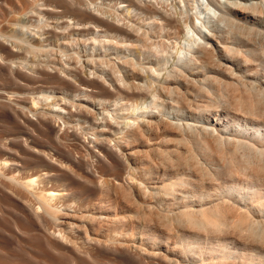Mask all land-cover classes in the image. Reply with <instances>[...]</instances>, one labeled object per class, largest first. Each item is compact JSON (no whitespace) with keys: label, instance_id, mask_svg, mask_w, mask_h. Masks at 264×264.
Returning a JSON list of instances; mask_svg holds the SVG:
<instances>
[{"label":"rangeland","instance_id":"1","mask_svg":"<svg viewBox=\"0 0 264 264\" xmlns=\"http://www.w3.org/2000/svg\"><path fill=\"white\" fill-rule=\"evenodd\" d=\"M6 1L3 2V0H0V9H2L3 11L5 10V15H6V16H2L4 18L0 17V27H1L0 29L3 30V33L6 32L5 35L7 33L8 34L10 33L9 35H13V36L16 35L15 38L19 40H24V41H20V43H22L23 45L25 41H27V39H29L30 37L33 39L42 38L43 36L40 37V35H37L35 33L36 28L38 26H42L43 24H45V22H48L50 20V19L47 20L46 16L53 17L57 15L55 12L56 10H53L52 12L51 6H48L50 5L48 3L51 2H48L47 0H37V1L35 0V5L33 0L32 1L8 0L7 3ZM93 1L94 4L92 3V5H88V7H90L89 11H91L93 15H96L97 17L101 15L100 17L111 22L115 20V16H114L115 11L113 10L114 8L112 7L113 6L112 1H108V0H93ZM140 1H141L140 3H144L145 1H150V0H140ZM160 1L161 0H154V1L151 0L150 2L153 5H155L156 8L161 7L160 8L161 10L164 11L166 10L165 12L167 13L171 11L172 13L179 11L177 13H181V17L187 19V20L184 19L185 21L184 24L187 26L181 28L180 30L181 32L177 37L178 39L174 38L173 35H171L172 38L170 37V39L167 40L168 43L164 39L165 43L163 46L165 47H161L158 50V52L160 51L158 55L161 54L160 55L161 57L159 56V59L161 60L159 62L161 66L160 67L161 69L159 71L160 73L158 72L160 75L159 78L162 77V75H167V74L170 76L174 72L175 73L173 75H177V76L179 75V78L183 80H185L184 78H186V76L188 78H194V75H191L189 73H196L201 70L199 69L194 70L191 68L192 70L183 71V69L181 68L182 70L179 71L178 69L180 68V66H183L182 64L186 61L184 54L185 53L187 54V52H189L188 49L190 50V48L194 47L195 41L198 42L199 40L200 42L203 40L200 39L201 33L206 34L207 33L206 29L209 30L210 27L214 28L216 25H218L217 23L215 24L214 22L215 16L213 17L212 14L213 11L215 13L217 10L214 7L212 8V6L208 4L207 0H179L180 1L179 3L178 0H165V1L162 0L161 3L163 4H161ZM221 1L223 2L224 0H218V2ZM93 5H95L96 7ZM115 5L119 7V10L123 8L122 7L123 4H115ZM115 5L114 7H116ZM106 6H110V7L105 8ZM33 7L35 9H33ZM118 7L116 8L118 9ZM183 11L186 12L187 14L186 17L184 16L185 12ZM43 15L44 17H42ZM125 17L129 18L128 15L126 14ZM130 18H132L130 19L132 21L135 20L137 21V19L140 17H136L134 16V14L132 15L131 13ZM192 23L195 26L194 29L191 26ZM49 24L52 25L54 24V22ZM33 25H35L36 28ZM257 26L262 30L264 29L263 27L264 25L262 24H258ZM27 28L29 31H27ZM141 28L145 29L144 31H146L145 26ZM31 31H33L34 35ZM3 37L4 38L0 36V174H1L0 175V264H180V263L182 264L183 257L184 259L185 258L187 259L186 260L187 264H218L215 258L211 256L204 255L201 261L199 257L193 256L189 252L186 255L185 253H183V251L187 248L186 246L190 247L189 245L196 241L205 243V245L208 246L227 245L231 249L233 255H231L230 257H224L222 261L219 262V264H247L250 261L253 262L250 264H264V238L251 236L246 231L247 226H245L243 230H240L239 228L241 224H245V219H244L245 216H243V214H246L247 217L251 218L254 222H256L259 225H260L259 222H264V217L261 216L260 213L256 209H254L250 204L239 202L238 206L242 208L239 211L234 210L232 208H224L220 210V212H209L210 214L213 213L218 215V217H220L222 225L217 231H213L208 228L203 229L198 225H191V224L189 225L188 222L189 221L188 219L190 218L189 213H191L189 210L190 208H194L195 210H203V211L208 210L209 209L208 207L219 202L220 197L223 196V195H218L217 193V191H219L217 189L218 186L224 184H230L233 180H236V182H241L243 184H254L264 193L263 165L253 168L247 164L244 167L245 169L243 168L242 170L241 166H243L245 162L243 161L242 156L244 155V152L242 151L241 153H238L236 155H227L226 159L220 160L218 159V156L215 152L211 153L210 158L206 156L204 157V155H202L203 152H201V150H198L199 147L197 146H200L199 144L193 143L192 145L189 144L190 146H188L187 141L186 143L184 141V138L185 139L190 138L188 137L189 136L188 127L194 128V126H196L197 124L200 125L201 123H197L195 122L194 119L189 118V113L186 110L185 106L184 108L177 107L178 105L173 104L174 101L170 103V99L166 98L164 94L157 93L158 92L156 86L157 82L155 83V85H153L154 90L151 88L147 91L145 99L140 98L141 97L139 95L140 93L137 90L136 91L138 92V95L137 92L134 93L135 90H133L132 92L130 91V93H133L130 95L131 96L133 95L132 97L133 99L136 100V103L139 105L141 103H143V105L145 104V106L147 105L146 109L139 108L141 105L135 109V102H134V106L132 108L123 111L117 110L118 112L116 111L117 112L116 113L115 111H113L115 107L111 106L114 97H116L115 96L116 93L114 94L113 90L111 91L112 88L108 87L109 85L107 83L102 84L99 82H95L94 84L96 86V87L94 86L95 88L79 87V89L80 90L82 89L81 91H84L85 94L88 95V97L83 98L82 96L83 94H78L76 98L75 97L73 98V100L70 99L72 100V102L74 101V103L80 102V100L79 101L77 100L78 97L81 99L82 98L85 99L83 100L84 101L83 104L93 112L95 111L91 115L94 118L87 116V113L82 112L81 109L75 107L70 108L71 105L66 103L68 102L69 99L65 101V98H63V95L60 93V91H58V88L59 89L68 88L72 90L75 89L76 91L77 86L79 85L76 81H74V79L65 78L66 80H63L62 77L60 76L59 78L58 75L55 72H53V70H50V72L49 71L47 72L45 71L43 73L41 72L40 74L39 72L38 73L32 72L33 74H31V71L29 72V70H27L28 68L24 69L18 67L19 68L18 69L16 68L15 64L13 65L10 64L9 66V62H8L9 60L14 59L13 53L16 55L25 54L26 56V57L24 56L25 59L27 61L31 60V62H33L34 60L35 62H37L38 59L41 58L42 60L45 59L47 56H49L48 58H52L51 56L53 57L56 56V58L60 59L61 56L58 53H56L57 51L56 49H54L55 47H50L49 51L51 49H54L55 50V51L53 50L54 53L58 54L59 56L56 54H52L53 51H50L48 55L46 54V56L45 53L44 55L43 53L42 54L37 53V56L33 54L31 55V53H29L28 55L25 52L24 53L23 52L21 53L20 51L18 52L17 51L18 49L13 47L12 39L8 41L9 38H7L6 36ZM255 38L257 40L256 42L259 45L260 44L264 45V37L255 36ZM174 39H176L177 42ZM19 40H17V42H19ZM90 41L91 40L86 41L85 44L80 48L82 51V55H84L83 53H85L83 48L84 46L86 52H91L89 48L91 49L93 44H91ZM173 42L174 43L176 42V44H174ZM208 42H209L208 44L209 47L213 48L215 52H219V47L215 44L213 40H209ZM166 45L167 48L169 47L168 49L166 48ZM261 61L263 65L264 56ZM31 62H29V65L28 64L26 65L30 66ZM226 64L229 68L233 69L235 72H238V75H240L242 78L243 77L258 78V85L264 86V68L262 69L259 68L260 67L259 59L256 62H254L252 66H248V64L244 63L240 58H234L233 62H227ZM168 67L171 69H169ZM9 68H11V70ZM166 71H168V73ZM177 72L180 74H178ZM37 74L43 77H45L46 75L45 77L47 79V80L45 79L46 82L45 80L41 81L40 79H38ZM52 74L57 77V80L59 78L62 82L59 80L56 81V78H53L54 76ZM78 74L79 76L81 75V77L84 76L83 73H82L83 75L80 73ZM138 81L139 80H137V82ZM137 82H135V84ZM70 86H72V88ZM190 89H192V87ZM221 90H222V98H220V100L216 102L213 101L211 104V109H213L215 106L216 107L214 109H217L219 111L222 109L223 110L231 109L227 106L231 105V103H234L238 98L244 97L246 99L248 95L244 91V89L241 88L237 89L236 87L234 88V86L231 87L227 86V88L223 87ZM151 91L155 93L152 94L153 92L151 93ZM180 91L181 89L178 92L176 91V93L180 94L181 93ZM76 93H78V91H76ZM39 95H41V97ZM42 96L45 98H43ZM156 97H159L160 99ZM186 97L188 96L186 95ZM157 99H159V101ZM161 99H163V101ZM193 101L191 102L188 101V103L190 104L188 106L190 109L191 107L194 106L192 110L195 109L196 111L197 110L196 106L198 107L202 103L200 104L199 101L197 100L195 101L196 104H194ZM69 102L71 103V101ZM63 103H66L64 108L67 111L65 109H60V107L63 106ZM197 103H199V105ZM157 104L159 105V107H157L158 106ZM225 104L227 105L224 106ZM254 104L258 108L260 119H264V103H258L255 101ZM102 105H106L103 111L101 110ZM19 106L29 108L30 112H33L30 113L28 111H25L29 119L25 118L24 116H21V118L19 117L20 116ZM259 108H261V112ZM143 111H147V112H143ZM68 112H70V115L71 113L72 115L74 114V116H71L72 118L71 117L68 118L69 117ZM148 112H151L158 117V119H156V123L153 126L152 131L146 134L144 133V136L142 134V137L139 136L140 138L137 137V139L133 143H125L126 151L115 153L116 156L118 155V158H116L117 162L119 163L123 162L122 156L126 157L127 155L125 156V154H127L128 152L131 153L133 152L132 155L134 154V156L131 157H133L135 160H131V164L132 166L136 165L138 170L137 174L140 173L138 174V176L136 175L135 178L137 181L134 180V183L137 182L136 184L139 185L140 182L145 180L143 181V184H145L146 187H148V189H150L151 191H155L154 187H161L164 184H169V183H177L178 180L183 177L185 178L188 177V179H190L189 177L190 175L195 176V174H197L199 180L197 179V177H194L197 179L196 181H193L195 179L193 180L190 179L191 184L189 183L186 190L184 191L180 190L181 192L189 193L190 195H192V197L188 196V200L186 201L187 206H185V204L181 202V199L178 198L180 196V193L176 195H168V196H164L161 195L162 193L161 194L158 193L157 196L146 195L147 196L146 197L145 191L144 192L142 191L143 187L141 188L142 189L141 190L139 186L138 187L136 186V184L135 186L134 184L132 185L131 184L132 179L130 178L128 179V177L130 176H128L127 174L126 175L128 177L127 176L125 177V174H123L122 175L123 177L120 176L119 178H117L119 179V180L116 179L118 183L121 182L122 187L124 185L123 189H125V192L124 190L122 192L119 190L117 195H116L117 191L115 193L116 198L118 199L116 205V213L118 214L119 217H123V218L127 217L126 220L129 218L128 220L130 221L127 222L126 225H123L122 227L119 226L115 228L117 231L115 235L118 238V241L114 242L110 240L112 242L111 243L109 239L106 237L107 236L105 234L107 232L106 228H104V226L98 227V225L92 223L89 218L85 217V215H87L88 212L91 214L92 213L97 214L100 213L101 211L100 212H95L91 210L83 211L82 208H79V206H77L78 203L85 201L84 196L92 197L91 195H93L94 193L95 194L98 193L97 192L98 189L96 191L95 189L96 187H93V189L95 190L94 191L92 190L93 185H90L91 184L90 182L95 181L96 179L94 178H97V176L95 177V175H93L94 176L93 178V176L88 172L85 173V170L89 168L90 169L94 168L96 171L94 170L93 171L97 172L98 166L95 167V165H97L96 164L97 160L101 162L104 161L103 163L105 164L107 163L103 153H99L98 149H95L93 147L95 144L88 143L90 140H93L95 137L99 138L103 135V134L101 135L100 132H98L99 130L98 128L92 130L91 128L95 127L94 123L96 122H97L96 125H101L103 123L101 121L103 119L101 118L106 116V119L113 118L110 120V122L112 121L114 122V120L119 122L122 121V124L120 123L119 126L117 125V129L119 127V129H121L122 131L127 130L129 126L131 127L136 126L134 123H133L134 125L132 124L134 119H135L134 122L138 124L140 123L139 120L141 119L143 120L144 118H147L141 116L143 113L146 114ZM43 113L46 115L47 118H45V115H43V117L46 120L49 119L48 123L46 122L45 126H43L42 124L40 125V121H42L40 119V116ZM54 113L55 114L59 113V115L62 114L63 115L62 120L53 116ZM218 113L220 112L210 113L208 115L209 120L216 119V115ZM33 114H37V115L35 116ZM119 114L124 118H118ZM82 115H85L86 119H83ZM197 115L198 113L196 111L194 116ZM123 119L125 121H123ZM160 119L166 120V122L168 121V123L170 122L168 125V129H170L171 132L163 131L161 125L159 124ZM64 120H66V123L63 122ZM107 122H109V120H107ZM113 122L110 124L113 125ZM119 122H117V124H119ZM78 123L81 124V126ZM210 124L214 126L213 125L214 122H210ZM124 125L128 127L126 128ZM159 126L161 129L157 131V127ZM108 128L112 130L114 129L111 126H108ZM221 128L222 127H215V130L220 132L222 137L229 136L228 133L223 132ZM72 135L74 136L77 135V136L72 138L70 137ZM119 135L121 134L114 135V138L107 135L108 140H106V142L108 146L110 145L109 146L110 148L114 146V143L116 142L114 140L115 139L118 140L121 137ZM194 135L196 136L197 139H199V137L203 138V136L200 135L199 133L196 134L194 133ZM105 136L106 134L103 135L102 137L104 138ZM111 138L112 140H110ZM212 146L214 147L215 145ZM188 147L191 148L193 152L195 151L194 152L195 160L197 159L196 160L197 162L195 160L193 161L191 159L190 160L186 159L189 154L187 155L185 149H187ZM58 149L62 153L63 152L65 153L67 151L65 155L72 158V160L80 161V164L82 166L81 168L83 169H81L80 166L78 167L76 165L77 163L76 164L73 163L75 164L73 165L74 167L72 165L69 166L67 160L65 161L66 158H63V160L62 158L60 159V157H58L59 156ZM177 150L184 152V154L186 153L185 155H183L184 159H181L180 157L177 158L175 155H172L173 159L171 160V164H168L165 161L164 164L166 166L169 165L173 166L171 169H170L171 166L168 167L169 169H165V174H166L165 177L156 179L155 176L151 174L148 175L149 177L147 178L150 179L148 180L141 175L142 170L148 169L150 164L149 161H151L152 163L153 162L159 163L161 162V153L173 154ZM120 156L122 157L121 159L119 158ZM118 159L122 161H119ZM44 161L49 162V164H51L50 166L51 169H49L51 172L50 174L52 175V177L54 176L53 178L56 177V179L54 180H56L57 183L59 182L58 184L62 185L64 183L63 185L65 187H68L69 185L70 189L71 186L72 189L74 188V192L78 191L77 192L78 194H75L76 196H74L73 198L74 202L70 204L72 209L74 210H69L70 213L73 214L74 216L73 217L74 219L73 218L71 219L72 220L71 222H73L75 226V228L73 229H71V227H69L68 225L62 226L60 224L57 225L56 224L57 222H52L51 220H49L48 217H44L45 215H42L41 209L36 211L40 213V215H42L39 218L43 220H39L37 216H35L36 218L33 217L34 213L32 212L33 215H31V206L34 203H36L33 202V200H35V197L37 198V196L34 197L32 194L33 193L37 194L38 192L36 191L38 190L35 191V189L33 190L32 188H24L21 185H19V183L17 184L11 179L13 176H14L13 178L22 177V173H19L20 172L19 170L22 169H20L19 167L17 169L16 166L17 164L19 166L23 164L24 169L22 170V172L23 171L25 172L37 168V165L39 166L43 165ZM135 161L137 163H135ZM194 162L197 163L196 165H198L199 163L198 165L199 167L197 166L199 170L196 169L197 173L193 171L195 170L194 168L197 167L189 168L190 165L192 166L194 165ZM76 166L78 168H75ZM202 168L203 171H201ZM78 169L82 171H79ZM213 169H215L216 171H214ZM258 172H262L260 173V176L262 174L261 176L262 179L259 180L254 179L257 178L255 176H259ZM81 175L87 176L84 178L85 179L87 178L88 182L85 181V179ZM88 177H90V180L92 181H89ZM139 177L141 178V180ZM44 182L46 183L47 180H45ZM127 183L131 184L129 188ZM42 184L43 183H41L40 180V185H38V187L34 185L33 188L42 187ZM85 184L86 187L84 186L83 188L82 185ZM85 188H87L86 189L87 192ZM12 190L15 195L16 194L18 195L19 193V196L16 195L18 198H20L22 194L24 195V197L22 196L20 199H18L16 196H14ZM15 190H17L18 193H16L17 191ZM32 190L35 192H33ZM139 191L140 194L138 193ZM123 192L124 193L127 192V193L124 194ZM81 193H83V195ZM142 193L144 194V197H142L143 196ZM49 194H54L58 196L56 192ZM122 194H124V196ZM193 194L196 196H194ZM207 194H210V197L208 198V200H204L205 198L202 197L201 195L206 196ZM198 195H200L202 199H199ZM21 199L25 201L29 199L27 201L28 204L27 202H24ZM30 200L33 203L29 202ZM54 200L55 198H53V201ZM230 200L234 201L233 198ZM139 201L143 207L141 206L140 203H138ZM61 202L65 203L66 201H61ZM66 203L68 204V201ZM26 205L30 206L29 209ZM148 205L152 207L156 206L155 208L153 207L155 211L150 210L148 208ZM200 205L201 207H199ZM244 211L247 212L243 213ZM194 216H197L195 217V219L199 222L200 221V219L198 218L199 216L197 214ZM37 219L39 220V222ZM44 221L47 222V224ZM41 224L43 225V229L42 226L40 227ZM58 229H63L62 233H60ZM86 230H89V236H90L89 238L93 240L91 241L86 240L84 236L85 235L84 232ZM259 231L260 230L257 229L256 233H258ZM66 235L67 237H71V238L73 237L71 239L72 242L65 238ZM139 246L141 249H144V251H138L136 248Z\"/></svg>","mask_w":264,"mask_h":264},{"label":"bare ground","instance_id":"2","mask_svg":"<svg viewBox=\"0 0 264 264\" xmlns=\"http://www.w3.org/2000/svg\"><path fill=\"white\" fill-rule=\"evenodd\" d=\"M5 1L6 0H3V2H5ZM7 1H6V3H7ZM47 1L51 2V3H48V4H50L48 6H51L52 12H53V10H56L55 12L57 15H55L53 17L46 16L47 20L50 19L49 20L50 22L49 21L45 22V24H43L42 26H38L36 28L35 25H33L36 28L35 33L37 35H40V37L43 36L42 38H40V39L34 38L33 39L30 37L29 39H27V41H25V43L23 45L22 43H20V41H24V40H19V39L15 38L16 35L15 36L9 35L10 33L9 34L7 33L8 35L7 34L5 35L6 32L3 33L2 29H0V36H2V38H4L3 36H6L7 38H9L8 41L10 39H12L13 47L17 48L18 52L19 51L21 53L25 52L28 55H29V53H31V55L33 54L36 56H37V53H39V54L43 53V55L45 53V56H46V54L48 55L50 51H53L54 49H56V51H57L56 53H58L61 56V58L60 59L56 58V56L54 55L55 57L51 56L52 58H48L49 56H47L46 58L44 57L45 59H42V60H41V58L38 59L40 61L37 60V62H35V60H34L33 62H31V60L27 61L25 59V57H26L25 54L24 55H22V54L16 55L13 53L14 59L13 60L8 59L9 60L8 61L9 66H10V64L11 65L15 64L16 68H18V67L24 68V69L28 68L27 70H29V72L31 71V74L38 73V72L40 74L41 72L42 73L45 71L50 72V70H53V72H55L59 78L61 76L63 80H66L65 78L74 79V81H76L79 85V86H77V84H76V86H77L76 91H78V93H76L75 89L72 90V89H68V88H60V89L58 88V91H60V93L63 95V98H65V101L69 99L68 102H66V103L71 105L70 108L75 107V108L81 109L82 112H86L87 116L92 117V118H94V117L91 115L95 111L93 112L92 110H90L86 106H84L83 100H85V99H83V98L88 97V95H86L84 91H81L82 89L80 90L79 87H84V88H90L91 87V88H93L95 86L94 85L95 82H99L102 84L107 83L109 85L108 87L112 88L111 91L113 90V93L114 94L116 93L115 94L116 97H114L113 103L111 105V106L115 107L113 111L116 112L117 110L123 111V110H128V109L132 108L134 106V102H135V109L138 108V106H140V105L141 106L139 108L146 109L147 105L145 106V104L143 105V103H141L139 105L136 103V100L133 99V97H132L133 95L132 96L130 95V94H133V93H130V91L132 92L133 90H135L134 93L138 91L140 93L139 95L141 96L140 98L145 99L147 91L151 88L154 90L153 85H155V83L157 82L156 83L157 90H158V92L156 91L157 93L164 94L166 98L170 99V103H172L174 101L173 104L178 105L177 107H183L184 108V106H185L186 110L189 113V118L194 119L195 122H197V123H201L200 125L197 124L196 126H194V128L188 127V129H189V131H188L189 136L188 137H190V138H187V139L184 138V141H185V143L187 141L188 146H190L189 144L192 145L193 143L199 144L200 146H197V147H199L198 150H201V152H203V154L202 153L201 154L204 155V157L206 156V157L210 158L211 153L215 152L218 156V159H220V160L226 159L227 155H236L238 153H241V151H242V152H244V155L242 156L243 161H245L243 166H241L242 170L245 167V165H247V164L253 168H256V167L261 166V165L264 166V119H260V114H259L258 108L254 104L255 101L258 103H264V86L258 85V78H246V77L242 78L240 75H238V72H235L233 69L229 68L226 64L227 62H233L234 58H240L244 63H247L248 66H252L253 63L259 59V66H260L259 68H261V69L264 68V63L262 65V61H261L263 59V56H264V45L263 44L259 45L256 42L257 40L255 38V36L264 37V29L262 30L257 26L258 24L264 25V0H240V1L224 0L223 2L222 1L218 2V0H207L208 4H210L212 6V8L214 7L218 11V12L216 11L217 13L216 12L214 13V11L212 12L213 17L215 16L214 22H215V24L217 23L218 25H216L214 28L210 27L211 29L209 28V30L206 29L207 30L206 34L201 33L200 39H203V40L200 42H199V40H198V42L195 41V45L193 43L194 47L191 46L193 48H190V50L188 49L189 52H187V54L186 53L184 54L186 61L182 64L183 66H180V68L178 69L179 71L182 69H183V71L192 70V69L201 70V71L196 72V73H189L188 72L189 74L194 75V78H188L186 76V78H184L185 80L179 78V75L178 76L173 75L175 72L173 74L171 73L172 75H170V76L167 74V75H162V77L159 78V76H160L159 71L161 69L160 68L161 66L159 64V62L161 60L159 59V56L161 54L158 55V53H160V51L158 52V50L161 47H165L163 45H164L165 41L170 39L171 35H173L174 38H177L181 32L180 31L181 28L187 26L184 24L185 18L181 17V13H177L179 11L174 12V13H172V11H171V12L167 13V12H165L166 10L165 11L161 10L160 9L161 7L156 8V6L150 2L151 0L145 1L144 3H140L141 2L140 0H108V1L113 2L112 7L114 8L113 10L115 11V14H114L115 20L114 21L112 20L113 22H111V21H108V20L100 17L101 16L100 14H99L100 16L97 17L96 15H93V13L91 11H89L90 7H88V5H92V3L94 4L93 0H47ZM161 1H160V3H161ZM33 2L35 5V0H33ZM179 2L180 1L178 0V3ZM39 3H40V1H39ZM115 4H123V6H122L123 8L119 10V7ZM161 4H163V3H161ZM114 5L116 7H118V9L116 7H114ZM93 6H95V5H93ZM44 7H46V6H44ZM108 7H110V6H106L105 8H108ZM33 9H35V8L33 7ZM42 9H43V7H42ZM51 10H50V12H51ZM102 10H103V8H102ZM96 11H98V10H96ZM183 12H185V11H183ZM105 13H107V12H105ZM131 13H132V15L134 14V16H136V17H140V18H138L139 20L138 19H137V21L135 20L136 23H135V21L130 20V19H132V18H130ZM125 14L128 15L129 18L125 17ZM2 16H6L5 10L3 11L2 9H0V17H2ZM184 16L185 17L187 16L186 12H185ZM42 17H44V15ZM2 18H4V17H2ZM185 20H187V19H185ZM45 21H46V19H45ZM53 22H54V24H52V25L49 24V23H53ZM141 25L146 27V31H144L145 29L141 28V27H143ZM191 26L193 27V29L195 28L193 23L191 24ZM28 28H27V31H29ZM31 32L33 33V31H31ZM33 35H34V33H33ZM164 39H165V41H164ZM17 40H19V42H17ZM89 40H91L90 43L93 44L91 49L89 48V50L91 52H86L85 46H84L83 48H84L85 53H83L84 55H82V51L80 48L85 44L86 41H89ZM174 40L176 41V39H174ZM209 40H213L215 42V44L219 47V52H215L213 48L208 46ZM176 42L175 43L173 42V43L176 44ZM167 43H168V41H167ZM50 47H55V48L51 49L49 51ZM166 48H167V45H166ZM182 50H184V49H182ZM54 51L52 52V54H56V53H54ZM58 54H56V55H58ZM180 55H181V53H180ZM29 62H31L30 66H28ZM26 64H28V65H26ZM9 69L11 70V68H9ZM169 69H171V68H169ZM173 69H175V68H173ZM161 72H164V71H161ZM166 72L168 73V71H166ZM251 72H253V71H251ZM78 73H80V74L83 73L84 76L81 77V75L79 76ZM39 74H37L38 79H40L41 81L46 79L45 78L46 75H45V77H43V76H39ZM178 74H180V73H178ZM29 75H30V73H29ZM47 77H48V74H47ZM53 78H56V81H58V80L61 81L59 78L57 80L56 76H54ZM158 78H159V80H158ZM46 80H45V82H46ZM137 80H139V81L137 82ZM135 82H137V83L135 84ZM102 84H100V85H102ZM227 86H229V87L234 86V88L236 87L237 89L238 88L244 89V91L248 94L247 98L246 99L244 97L238 98L234 103H231V105L227 106L231 109H224V110L222 109L219 111L217 109H214L216 106L213 109H211L212 102L213 101L216 102V101L220 100V98H222V90L221 89L223 87L227 88ZM70 87L72 88V86H70ZM191 87H192V89H190ZM178 89L179 90L181 89L180 94L176 93V91L177 92L179 91ZM40 92H42V91H40ZM138 92H137V95H138ZM152 92L153 91H151V93ZM154 93L155 92H153L152 94H154ZM78 94H83L82 95L83 98L82 99L79 97L77 98L78 101L80 100L79 103H74V101L72 102L73 98L74 97L76 98V96ZM186 95L188 97H186ZM39 96L41 97V95H39ZM47 96H49V95H47ZM156 96H157V94H156ZM160 97H162V96H160ZM189 97H191V98H189ZM43 98H45V97H43ZM156 98H159V97H156ZM70 99H72V100H70ZM159 99H157V100L159 101ZM189 99H191V100H189ZM33 100H35V99H33ZM161 100L163 101V99H161ZM193 100H195V101L198 100L200 104L202 103L200 106H198V107L196 106V109H197L196 111L198 113L197 116H194V114L196 113L195 109L192 110V108H194V106L191 107L192 106L191 105L190 106L191 109L188 106V105H190L188 103V101L191 102ZM69 101H71V103ZM162 101H160V102H162ZM195 101H193L194 104H196ZM66 103H63V106L60 107V109H65L64 107H65ZM199 103H197V104L199 105ZM221 103H224V102H221ZM227 104H225L224 106H226ZM105 107H106V105H102L101 110L103 111ZM157 107H159V105ZM19 108H20V110H19L20 116L19 117L21 118V116H24L25 118H28V115H26L25 111L30 112L29 108H26L23 106L22 107L19 106ZM259 110L261 112V108H259ZM143 112H147V111H143ZM217 112H220V113H218L216 115V119L209 120L208 115L210 113H217ZM30 113H33V112H30ZM68 113H69V117L67 114L68 118H70L71 116H74V114L72 115V113H71V115H70V112H68ZM79 113H80V111H79ZM86 113H85V115H86ZM120 114H123V113H120ZM120 114L118 115V118H124ZM33 115L36 116L37 114H33ZM43 115H45V114L43 113L41 115L42 117L40 116V119L42 120V121H40V125L42 124L43 126H45L46 122L48 123L49 119L46 120L45 119V118H47L46 115H45V118L43 117ZM61 115H59V113L53 114V116L62 120L63 115L62 116ZM85 115H82L83 119H86ZM107 115H108V112H107ZM108 117H110V116H108ZM141 117H147V118H144L143 120L138 119L140 121V123H138V124L134 122L135 121V119H134L132 124L134 123L136 126L135 127H131V126L128 127V126L124 125L126 128L127 127L128 128H127V130H123V131L121 129H119V127L117 129V125L119 126L120 123L122 124V121L119 122V121L114 120V122L112 121L113 122V125H112V124H110V123H112V122H110V120L113 118L106 119V116L101 118V119H103V120H101L103 122L101 125H96L97 124V122H96L97 120H96L95 121L96 123H94L95 127L91 128V130L98 128L99 129L98 132H100L101 135L106 134V136L104 138L102 137L103 135L99 138L95 137L93 140H90L88 143L95 144L93 147L95 149H98L99 153H103L104 158L106 159L107 163L105 164V163H103L104 161L101 162V161L96 159L97 165H95V167L98 166L97 172H94V171H96L94 168L86 169L87 171L85 170V173L88 172L92 176L93 175H95V177L97 176V178H94V176H93V178L96 179L95 181L90 180L91 176L88 177L89 178L88 180L92 181V182H90L91 183L90 185H93L92 190H94L93 187H96L95 189H96V191L98 189V191H97L98 193L97 194L94 193L93 194L94 196L91 195L92 197L84 196L85 201H82L80 199L82 202L78 203L77 206H79V208H82L83 211H87V210H91V211H95V212L101 211L100 213H97V214H94V213L91 214L88 212V214L85 215V217L89 218L90 221L92 223H95L96 225H98V227L104 226V228H106V231H107L105 234L107 235L106 237L109 239V241L110 240L114 241V242L118 241V238L115 235V233H117L115 228H117L119 226L122 227L123 225H126V223L130 221V220H128L129 218L126 220L127 217L126 218L119 217L118 214L116 213V205H117V200H118L116 198V195L118 194L119 190L121 192L124 190V192H125V189H123L124 185L122 187L121 182L118 183L117 180H119V179H117V178H119L123 174H125V177L128 175V176H130V177L127 176L128 179L129 178L132 179L131 184L132 185L134 184V186H135V184L137 183V182L134 183V180H136L135 177H136V175L138 176V174H140V173L137 174L138 170H137L136 165L132 166V164H131V160H135L133 157H131V156H134V154L132 155L133 152L132 153L128 152L127 154H125V156L127 155L126 157L122 156L123 158L120 156L119 158L123 159V162H121V163L117 162L116 158H118V155L116 156L115 153L126 151L125 143H133L137 139V137L140 138L139 136L142 137V134L144 136V133L146 134V133H149L150 131H152L153 126L156 123V119H158V117L151 112H148L146 114L143 113ZM56 118H54V119H56ZM66 120H69V119H66ZM66 120H64L63 122L66 123ZM107 120H109L110 123L107 122ZM119 120H121V119H119ZM123 121H125V120L123 119ZM159 121H160L159 124L161 125V128L163 129V131H170L171 132V130L168 129V125L170 122L168 123V121L166 122V120H163V119H160ZM55 122H56V120H55ZM117 122H119V124H117ZM210 122H214L213 125L215 127H222L221 128L222 131L225 133H228L229 136H225V137L223 136L222 137L220 132L216 131L215 127L212 126L210 124ZM126 123H127V121H126ZM103 124H105V125H103ZM79 125L81 126V124H79ZM108 126H111L114 129L112 130V129L108 128ZM70 127H72V126H70ZM161 128H160V126L157 127V131ZM194 133L195 134L199 133L200 135L203 136V138L199 137V139H197L196 136L194 135ZM117 134H121V135H119L121 137L118 140L115 139L114 141H116V142L114 143V146H112L110 148L109 147L110 145L108 146V144L106 142V140H108L107 135L114 138V135H117ZM74 135H72L70 137L73 138V137L77 136V135L76 136H74ZM222 135H225V134H222ZM78 137H80V136H78ZM112 138L110 140H112ZM79 139H81V138H79ZM129 145H127V146H129ZM212 145H215V146L213 147ZM58 151H59V149H58ZM185 152L187 153V155L189 154L188 155L189 157L187 156L186 159H189V160L191 159L193 161L195 160V154H194L195 151L193 152L191 150V148L188 147L187 149H185ZM63 153L61 151H59L58 152L59 156L58 155L57 156L60 157V159L62 158V160H63V158H66L65 161L67 160V163L69 164V166L70 165L73 166L77 163L76 165L78 167L79 166H80V168L82 167L80 164V161H76V160L74 161V160H72V158H70L69 156H66L65 153L64 154ZM185 154H184V152L179 151V150L175 151L173 154L161 153V162H159V163L153 162L152 163L151 161H149L150 164H149V167L147 166L148 169L142 170L141 175L143 177H145V179H148L147 178V177H149L148 175H151V174L153 176H155L156 179H160L161 177L163 178L166 176L165 169H169L168 168L169 166H171L170 169L173 167L172 165L166 166L164 164L165 161L168 164H171V160L173 159L172 155H175L177 158L180 157L181 159H184L183 155H185ZM122 155H124V154H122ZM182 156H183V158H182ZM120 159H118V160L122 161ZM40 160H43V159H40ZM132 162H134V161H132ZM196 162H194L193 166L190 165L189 168L197 167L199 165V163H198V165H196L197 164ZM73 163H75V164H73ZM135 163H137V162L135 161ZM16 166H17V169H18V167L22 170L24 169L23 164L21 166H19L17 164ZM50 166H51V164H49V162L44 161L43 165H41V166L37 165V168H35L31 171H25V172L23 171L22 172V170H19L20 172L19 171L18 172L22 173V177H19V176H18L19 178H13L14 176L13 177L10 176V177H12L11 178L12 181L16 182L17 184L19 183V185H21L24 188H32L33 190L35 189V191L38 190V191H36L39 193V194L37 193L38 195L34 194V193L32 194L34 197L37 196V198L35 197L36 201L33 200V202H36V203H34L31 206V215H33V213H34L33 217L37 216V218L39 220H43V219H40L39 217H41L42 215H45L44 217H48L49 220H51L52 222H57L56 223L57 225H59V224L62 226L68 225L69 227H71V229H73V228H75V226H74L73 222H71L72 221L71 219L74 216H73V214L70 213L69 210H74V209H72L70 204L74 202L73 198H74V196H76L75 194H78L77 193L78 191L74 192V188L72 189V186H71V189H72L71 190L69 185H68V187H65L63 185L64 183L63 184L61 183L62 185L58 184L59 182L57 183V181L54 180V179H56V177L53 178L54 176L52 177V175L50 174L51 173L49 170V169H51ZM77 166L75 168H78ZM198 167L194 168L195 170H193V171L195 173H197L196 171L199 170ZM68 169H69V167H68ZM81 169H83V168H81ZM263 169H264V167H263ZM73 170H74V168H73ZM213 170L216 171L215 169H213ZM79 171H82V170H79ZM201 171H203V168ZM260 173H262V172H258L259 176H255L257 178H254V179H257V180L262 179V177H261L262 174L260 176ZM81 176H83V175H81ZM87 176L84 175L83 178L87 177ZM184 176H186V175H184ZM189 177L192 180L195 179L193 181H196L198 179L197 174H195V176L190 175ZM194 177H197V179ZM43 179L47 180V182L45 183L44 182L45 180H43ZM190 179H188V177L180 178L177 183H169V184H164L161 187H154L155 191H151L150 189H148V187H146L145 184H143V181H145V180L140 182L139 185L136 184V186L137 187L139 186L140 189L143 187L142 188L143 190L142 189L141 190L143 192L145 191V196L146 195L157 196L158 193L159 194L162 193L161 195L168 196V195H176V194L180 193V196L178 198L181 199V202L184 203L185 206H187L186 201L188 200V196L192 197V195H190L189 193L181 192L180 190H183V191L186 190V188L188 187V185L190 183ZM40 180H41V183H43L42 187L33 188L34 185L36 187H38V185H40ZM140 180H141V178H140ZM148 180H150V179H148ZM85 181H87V178L85 179ZM131 184H128V188L130 187ZM84 186L86 187V184L82 185L83 188H84ZM87 188H85V190ZM89 188H90V186H89ZM217 189L219 190V191H217L218 195H223V196L220 197L219 202L208 207L209 208L208 210L203 211V210H195L194 208L189 209L190 212L192 213V214L189 213L190 214V216H189L190 218L188 219L189 225L190 224L191 225H198V226L202 227L203 229L208 228V229H211L213 231H217L220 228V226L222 225L220 217H218V215L213 214V213L210 214L209 212H220V210H222L224 208H232L234 210L239 211L242 209L240 206H238L239 202H243L245 204H250L254 209H256L260 213L261 216L264 217V193L256 185H254V184H243L241 182H236V180H233L230 184H224V185L218 186ZM13 190H12V193L14 194ZM15 191H17V190H15ZM35 191H33V192H35ZM81 191H83V190H81ZM116 191H117V193H116ZM130 191H132V190H130ZM55 192L58 194V196H56L54 194H49V193H55ZM86 192H87V190H86ZM16 193H18V191ZM115 193H116V195H115ZM126 193H124V194H126ZM138 193L140 194V191ZM81 194L83 195V193H81ZM124 194H122V195L124 196ZM16 195L14 194V196H16ZM142 195H143L142 197H144L143 193H142ZM17 196H19V193ZM22 196L24 197L23 194H22ZM194 196H196V195H194ZM201 196L205 198L204 200H208V198L210 197V194H207L206 196H203V195H201ZM201 196L198 195L199 199H202ZM20 198H18V199H20ZM53 198H55L54 201H53ZM232 198L234 201L230 200ZM22 201L27 202L25 200H22ZM57 201L58 202L60 201V202L58 203ZM61 201H66V202L68 201V204L66 202L62 203ZM29 202H32V201L30 200ZM122 202H123V200H122ZM230 202H232V203H230ZM138 203H140V201ZM27 204H28V202H27ZM141 206H142V204H141ZM27 207L29 209L30 206L28 205ZM33 207H36V208H33ZM153 207L155 208L156 206H153ZM153 207L148 205V208L150 210L155 211V209ZM199 207H201V205ZM39 209H41L42 215H40V213H38L36 211ZM245 210H247V209H245ZM245 212H247V211H244L243 213H245ZM196 214L199 216L198 217L200 219L199 222L195 219V217H197V216H194V215H196ZM243 216H245V218H244L245 224H241L239 226L240 230H243L244 227L247 226L246 231L251 236L264 238V222H259L260 223V225H259L256 222H254L251 218L247 217L246 214H243ZM124 217H125V214H124ZM39 220H38V222H39ZM45 223L47 224V222H45ZM41 226L43 229L42 224L40 225V227ZM257 229L260 230L258 233H256ZM58 231L60 233H62L63 229H58ZM93 231H94V229H93ZM84 234H85L84 236H85L86 240H89V241L93 240V239L89 238L90 237L89 236V230H86L84 232ZM65 238L67 240L71 241V239L73 237L72 238L67 237V235H66ZM205 240H206V238H205ZM189 246L190 247L186 246L187 248L183 251V253H185V255L189 252L193 256L199 257L200 260L202 259V257L204 255L211 256V257L215 258V260L217 261L218 264H219V262L222 261V259L224 257H230L231 255H233L231 249L227 245L208 246V245H205V243H201L200 241H196V242L191 243ZM136 249L138 251H144V249H141L140 246L137 247ZM186 260L187 259L186 258L184 259V257H183L182 262L184 264H187ZM171 261H173V260H171ZM250 263H253V262L250 261L247 264H250Z\"/></svg>","mask_w":264,"mask_h":264}]
</instances>
